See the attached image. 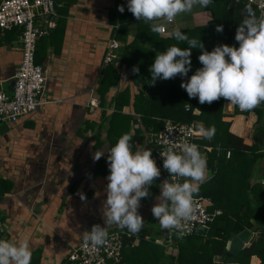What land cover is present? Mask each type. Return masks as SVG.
<instances>
[{
	"label": "crops",
	"instance_id": "1",
	"mask_svg": "<svg viewBox=\"0 0 264 264\" xmlns=\"http://www.w3.org/2000/svg\"><path fill=\"white\" fill-rule=\"evenodd\" d=\"M56 3L57 34L41 64L47 75L45 103L18 122L0 127V152L6 154L7 159L4 161L3 155L0 156L3 171L0 177L14 182L13 193L0 203V211L6 217L0 228L5 230L3 235L8 240L27 239L32 254L39 253L41 264H65L69 250L83 241L85 231L96 224L106 227L102 207L107 199L109 150L123 134L131 135L133 152L150 149L149 135L153 128H148L136 111L134 103L139 87L131 80L132 70L120 62L117 65L121 76L119 87H113L106 100L100 95L98 107L89 106L94 88L99 98L101 65L107 45L115 37L113 31L120 25L119 21L111 19L116 0H57ZM204 13L208 18L202 23L190 20L186 13L178 15L168 25L169 33L164 34H171L177 28L186 30L206 25L213 19V13L209 8H205ZM136 32L137 24H132L129 39L134 38ZM118 53L119 49L117 56ZM22 55L16 35L0 43V77H12L21 64ZM6 86L12 90L13 82ZM125 88L129 89L130 98L124 100L119 110L115 107L116 96ZM233 110L234 105L226 100L224 111L232 113ZM232 120L230 130L251 143L256 130L264 123V115L261 120L256 112L240 113ZM259 136L264 151L262 131ZM4 140L8 144L7 151L2 148ZM21 140L23 145L19 144ZM10 152L16 155L8 156ZM96 153L103 155L96 160ZM201 153L205 156V152ZM21 156L23 160L16 162ZM258 168L264 180V157ZM207 170L211 177L208 165ZM168 179L167 172L161 171L160 177L149 187L150 195L141 199L138 209L144 219L142 230L149 232V238L158 235L160 244L172 241L168 230L153 226L149 229L145 222L151 218L158 220L152 208L158 203L161 184ZM118 228L113 225L107 231L114 232ZM133 244L138 245L139 238ZM168 247L170 245H166ZM219 257L214 260L220 261Z\"/></svg>",
	"mask_w": 264,
	"mask_h": 264
},
{
	"label": "trees",
	"instance_id": "2",
	"mask_svg": "<svg viewBox=\"0 0 264 264\" xmlns=\"http://www.w3.org/2000/svg\"><path fill=\"white\" fill-rule=\"evenodd\" d=\"M121 5L124 6L123 12L119 11ZM245 7L246 4L236 0H212L208 8L213 13V19L206 25L181 31L189 39L201 40L204 50L209 52L224 44L238 48L235 36L246 15ZM252 8L259 17V10ZM111 19L120 22L119 27L113 31V36L121 45L114 63L101 71L99 100L101 101L100 95L106 100V95L112 88L119 87L121 76L117 65L120 62L132 70L131 80L139 87L134 103L136 111L141 114L148 128L153 127L152 132L162 128L166 119L195 123L197 134L194 143L200 152H205L207 165L212 170L211 177L200 185L197 195L210 197L211 211H222L207 227L199 228L192 235L178 238L177 234H170L168 230L172 241L165 244L157 242L158 235L149 238V232L145 230L132 234L127 229L118 228L115 231L124 232L123 257L119 264H264V182L258 168L264 157L259 136L261 131L264 135V123L256 130L255 140L251 143L230 130L235 114L256 112L262 120L264 103L251 111H241L238 106H234L233 112L227 113L224 111V98L211 104H200L198 97L190 98L181 84L190 80V77L203 67L199 61L203 50L199 48L192 49L191 69L187 77L177 75L173 79H158L154 85L150 84L152 74L149 69L156 54L171 46L187 49V42H178L172 34L153 33L152 22L138 20L128 10V0H116V10L112 11ZM132 24H137V32L134 38L129 39V27ZM219 25L223 26L222 32L216 30ZM55 29L51 30L49 35L41 37L37 43L36 62L39 64H42L48 46L55 41ZM15 35L18 37L16 30L8 32L5 41ZM135 67L139 68V72L133 71ZM128 92L129 89L125 88L117 93L115 107L119 110L124 105V100L130 98ZM200 126L206 129L214 126V137L210 140L204 138ZM138 139L141 140L140 137ZM13 190L14 182L10 178L0 177V203L10 196ZM5 218L0 211V223ZM246 228L255 233L250 245L237 254L230 252L227 249L228 241ZM4 231L0 228V239H6ZM137 238L139 244L134 245ZM166 245L177 248V254L168 253ZM217 256H220V261L214 260ZM253 259L256 261L252 262ZM31 264H41L38 252L32 254Z\"/></svg>",
	"mask_w": 264,
	"mask_h": 264
},
{
	"label": "clouds",
	"instance_id": "3",
	"mask_svg": "<svg viewBox=\"0 0 264 264\" xmlns=\"http://www.w3.org/2000/svg\"><path fill=\"white\" fill-rule=\"evenodd\" d=\"M212 0H128V10L138 19L151 24V31L163 35L165 28L182 13H190L194 7L208 8ZM259 7L264 9V2ZM124 11V6L119 7ZM242 22L235 40L239 47L227 44L216 46L211 52L204 50L201 40L189 39L180 29L171 33L178 42H187L188 48L168 47L156 54L149 71L152 74L150 84L156 80L173 79L177 75L187 77L191 69V52L202 49L199 61L203 65L190 80L181 87L190 98L199 99L200 104H211L224 98L229 105L238 106L241 111H251L264 103V12L258 17L251 4L246 5ZM223 31V26L216 29ZM134 72H139L135 67ZM199 110V109H198ZM215 127L204 128L200 132L204 138L212 139ZM132 137L123 134L110 148L107 157L110 174L103 201L102 214L106 227L93 225L90 231L83 233L85 247L93 249L108 243L107 229L113 225L138 234L144 227V219L139 214L141 199L150 195L149 187L161 170L152 157V151H132ZM162 150L164 168L170 179L161 184V195L152 213L159 220L163 230H175L178 238H183L187 226L196 218L195 195L199 185L209 179L207 159L194 143L183 141L179 144L172 140L165 142ZM177 149L179 151H177ZM102 154L95 155L98 160ZM82 199L86 197L82 196ZM32 251L27 239L15 242L0 239V264H31Z\"/></svg>",
	"mask_w": 264,
	"mask_h": 264
},
{
	"label": "built area",
	"instance_id": "4",
	"mask_svg": "<svg viewBox=\"0 0 264 264\" xmlns=\"http://www.w3.org/2000/svg\"><path fill=\"white\" fill-rule=\"evenodd\" d=\"M236 1L246 5L251 4L261 14L264 12V9L259 7L264 0ZM58 17L56 0H1L0 43L5 41L8 32L16 30L23 55L21 64L12 77H0V124L16 123L45 103L47 75L43 66L36 62L37 43L41 37L49 35L50 31L56 28ZM165 33H169L168 26L165 28ZM120 45L116 37L109 41L101 71L114 61ZM10 81L13 82V86L12 90L8 91L6 85ZM99 104L100 100L94 88L89 106L95 108ZM196 134L195 123L175 122L171 119H166L162 128L150 133L149 144L152 157L160 170L167 172L169 179L170 174L164 168V159L161 156L162 150L167 147L165 142L170 139L177 144L183 141L194 143ZM194 199L197 208L196 218L187 226L184 236L194 234L201 227H207L217 215L222 213L221 210H210L212 206L210 197L196 194ZM123 233L121 231L108 232V243L94 249L90 245L85 247L83 241L80 242L70 250L65 264L119 263L123 257ZM170 234L177 233L175 230H170Z\"/></svg>",
	"mask_w": 264,
	"mask_h": 264
},
{
	"label": "rangeland",
	"instance_id": "5",
	"mask_svg": "<svg viewBox=\"0 0 264 264\" xmlns=\"http://www.w3.org/2000/svg\"><path fill=\"white\" fill-rule=\"evenodd\" d=\"M204 11H205V8H201V7H199V6H197V7H194V12L192 11V12H190V13H187L186 12V14H187V16H189V17H191L190 18V20L192 19V20H195L196 19V21H197V23H202L204 20H206V18H208V15L207 14H205L204 13ZM192 13H193V16H192ZM210 16V15H209ZM40 40V39H39ZM38 40V41H39ZM19 43H20V41H19ZM20 46H21V43H20ZM8 90V89H7ZM8 91H10V90H8ZM5 125V123L3 124V123H1L0 124V127H3ZM13 139H14V141H15V138L13 137ZM0 141H2V139L0 138ZM6 140H4L3 141V144H4V146L2 147L5 151H7L8 150V144H6ZM15 144H16V141H15ZM19 144L20 145H23V141L21 140V141H19ZM3 155V157H2V159L4 160V161H7V159H6V154H3V152H0V156H2ZM16 155V153H14V152H10V153H8V156H15ZM23 157L21 156V157H19V159L16 161V162H21L23 159H22ZM1 172H0V175H1V173L3 174V171L2 170H0ZM148 224V225H147ZM145 225H146V227H149V229H150V227H157V228H161L160 227V225H159V221L157 220H155L154 218H151V219H149L148 221H146L145 222ZM21 233V232H20ZM21 235H22V233H21ZM254 235H255V233H254ZM253 235V236H254ZM159 236H161V235H159ZM252 236V237H253ZM250 243H251V239H250V241H249V244L248 245H250ZM167 249V251H168V253H170V254H173V255H176L177 254V248H174V247H171V248H166ZM70 251V250H69ZM68 251V252H69ZM256 260L255 259H253L252 260V262H255Z\"/></svg>",
	"mask_w": 264,
	"mask_h": 264
},
{
	"label": "water",
	"instance_id": "6",
	"mask_svg": "<svg viewBox=\"0 0 264 264\" xmlns=\"http://www.w3.org/2000/svg\"><path fill=\"white\" fill-rule=\"evenodd\" d=\"M252 236H253V230L249 228L244 229L240 233L234 235L228 241L227 249L234 254L239 253L242 249H244L249 244V241L252 238Z\"/></svg>",
	"mask_w": 264,
	"mask_h": 264
}]
</instances>
